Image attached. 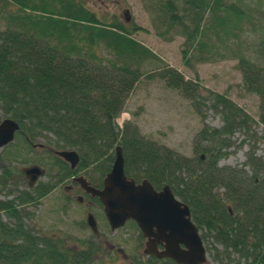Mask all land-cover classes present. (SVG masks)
Listing matches in <instances>:
<instances>
[{
  "label": "trees",
  "instance_id": "16d2710c",
  "mask_svg": "<svg viewBox=\"0 0 264 264\" xmlns=\"http://www.w3.org/2000/svg\"><path fill=\"white\" fill-rule=\"evenodd\" d=\"M145 9L158 38H183L186 65L235 58L242 89L258 98L257 122L264 127V0H154ZM0 20V113L19 127L0 152V264L92 261L95 243L75 248L67 239L33 234L24 224L26 208L81 172L100 186L115 146L124 175L145 179L155 190L168 186L187 206L202 242L210 235L222 246L224 260L264 264V188L257 178L264 162L250 147L239 169L217 166L232 147L231 137L250 131L252 122L239 107L220 94L200 98L195 82L134 38L140 28L115 17L100 19L81 0H0ZM247 25L254 35L248 54L240 44ZM142 77L162 81L189 100L211 102L221 128L200 129L191 157L143 137L132 123L117 128L115 120ZM62 150L78 156L74 169L54 155ZM17 163L41 168L48 181L28 188ZM16 174L24 187L19 191L9 188Z\"/></svg>",
  "mask_w": 264,
  "mask_h": 264
},
{
  "label": "rangeland",
  "instance_id": "374dc122",
  "mask_svg": "<svg viewBox=\"0 0 264 264\" xmlns=\"http://www.w3.org/2000/svg\"><path fill=\"white\" fill-rule=\"evenodd\" d=\"M81 1L100 19L115 17L119 22L140 28L134 38L150 49L163 65L172 68L185 79L195 82L201 94L200 98L206 97L208 93L223 95L250 118L252 122L249 126L250 131L247 134L236 132L231 137L229 142L232 147L225 150L226 157L218 159V167L239 169L250 147L254 148V157L264 162V127L257 122L258 98L242 89V78L236 69L235 58H219L210 63L186 65L180 54L183 38L176 35L170 42H166L158 38L153 31L150 15L145 8L154 0ZM2 29L3 23L0 20V30ZM243 31L240 44L244 50V48H249L254 35L250 32L248 25ZM249 52L250 48L246 54ZM226 56L230 57L229 54ZM154 67L151 66L150 69ZM210 104L211 102L202 99L189 100L178 91L167 87L162 81L142 77L127 97L122 113L115 120V124L121 129L123 123H132L143 137L180 155L191 157L193 136L204 126L216 130L222 126L220 115L209 108ZM2 119L3 115L0 113V121ZM37 143L46 144L47 142L38 139ZM2 165L3 163H0V166ZM16 165L21 175L22 169L30 166H22L18 163L14 166ZM16 176L15 182L14 180L9 182V188L19 191L24 187L20 185L21 180L18 181L20 175L16 174ZM257 178L260 179L261 186L264 188V171ZM47 181L48 178L43 176L36 180V184ZM64 187H57L43 197L39 203L26 208L29 217L24 220V224L31 229L33 234L67 239L68 244L75 248L85 245L88 241L95 243L97 249L89 264L143 263L145 260L142 255L144 242L140 239L139 231L133 223L127 222L123 227L113 232L110 231L100 209L90 206L88 208L87 203L83 206L78 204L71 196H76L77 193L66 195L63 191ZM218 193H222V190H218ZM87 214L95 220L96 235L92 234L85 224ZM209 236L203 240L206 250L205 264H231L224 260L222 246L215 243ZM229 257L232 261L237 260V256L233 253Z\"/></svg>",
  "mask_w": 264,
  "mask_h": 264
},
{
  "label": "water",
  "instance_id": "95a60500",
  "mask_svg": "<svg viewBox=\"0 0 264 264\" xmlns=\"http://www.w3.org/2000/svg\"><path fill=\"white\" fill-rule=\"evenodd\" d=\"M18 129L17 123L11 119L0 121V149L13 141ZM113 152L110 170L102 179L100 189L90 187L81 176L72 180L85 194L101 204L110 231L122 227L126 221H134L145 239L144 255L170 259L174 264H205L206 253L198 230L190 220L188 208L173 196L168 186L155 191L145 180L135 184L126 178L120 147L116 146ZM54 155L71 169L78 162L72 150L56 151ZM23 174L27 185L31 186L41 171L30 167L24 169ZM86 223L95 232L91 215L86 217Z\"/></svg>",
  "mask_w": 264,
  "mask_h": 264
},
{
  "label": "flooded vegetation",
  "instance_id": "af4514ba",
  "mask_svg": "<svg viewBox=\"0 0 264 264\" xmlns=\"http://www.w3.org/2000/svg\"><path fill=\"white\" fill-rule=\"evenodd\" d=\"M78 174H80V173H78ZM90 186H92V185H90ZM92 187H94L95 189H100V187H101V184H100V186H97V184H95L94 186H92ZM63 191H64V193L66 194V195H71V193H73V192H76L77 193V195L76 196H73V195H71L72 197H73V199H75V201L78 203V204H81L82 206L84 205V204H86L87 203V206H88V208H89V206L90 207H97L98 209H100L99 208V202L97 201V199H92V198H90L87 194H84L78 187H77V185H75V184H73L71 181L70 182H68V184H67V186L65 185V187L63 188ZM119 252V251H118Z\"/></svg>",
  "mask_w": 264,
  "mask_h": 264
}]
</instances>
